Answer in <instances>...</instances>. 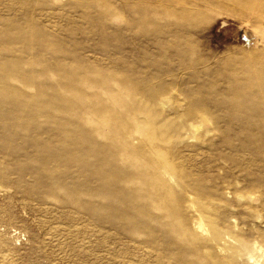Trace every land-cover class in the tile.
Here are the masks:
<instances>
[{
    "label": "rangeland",
    "instance_id": "obj_1",
    "mask_svg": "<svg viewBox=\"0 0 264 264\" xmlns=\"http://www.w3.org/2000/svg\"><path fill=\"white\" fill-rule=\"evenodd\" d=\"M0 264H264V0H0Z\"/></svg>",
    "mask_w": 264,
    "mask_h": 264
}]
</instances>
